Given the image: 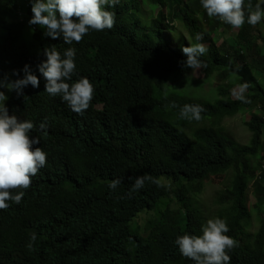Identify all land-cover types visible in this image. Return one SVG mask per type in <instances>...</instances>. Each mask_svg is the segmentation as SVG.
Here are the masks:
<instances>
[{
	"label": "trees",
	"instance_id": "16d2710c",
	"mask_svg": "<svg viewBox=\"0 0 264 264\" xmlns=\"http://www.w3.org/2000/svg\"><path fill=\"white\" fill-rule=\"evenodd\" d=\"M144 3L151 7L159 6L160 10L157 13L158 16L157 15L156 16H152V15L144 16L142 13V9H143L142 0H119V3L115 7L106 6L107 7L106 10L115 13L116 23L112 29L110 30L105 29L104 31H90L87 35L83 37L82 42L80 43L74 42L73 45L72 44L68 45L63 42L62 36L59 39H52L51 37H47L44 35L45 29L41 28L39 25H30L28 23L29 22L28 20H30V18L32 17L31 15H33L31 11V8H32L31 0H9V1L0 0V4H1L0 5V60L2 59L0 61V69L3 72L2 74V72L0 71L1 73L0 77L5 75L6 73L7 75H9L10 78L12 76V78L14 77L13 79H16V76L11 74L14 70V67H16L15 70H18L20 72L19 77L22 78L24 73L23 75H21L22 73L21 71H22V67H24L22 66L24 63V65L27 64L31 67L32 71L39 77L40 83L44 81L42 84H39L40 85L39 90L41 91H39L38 88L33 89V87L29 85V87L31 88H28V86L24 88L23 90L24 95H21L18 98L15 92H12V93L10 92L11 93L10 94L9 91H7V89H0V90H3L7 96L11 95L9 96L8 100L4 102L7 108L10 109L9 114L10 115L23 114L28 108H31L32 105L33 107L41 105L42 106L41 109L43 113L46 115H48L49 113L48 117L44 115V120L49 124L43 123L45 127L42 129L40 127L42 122H40L38 124L37 134L30 135V138H35V137L42 138L44 139L45 143L49 144L47 145L45 143H40L39 147L46 146L45 151L50 156V159L55 154L59 152H64V151L67 153L72 148H75L74 153L76 155L81 156L80 163L77 166H74L71 163L70 161L71 158L68 155H64V156L62 155L60 157L61 159L59 158V161H62L64 163H61L58 160L53 161V164L58 165L59 169L57 170V172L53 170L54 174L48 179V181L46 182L45 181L44 182L34 181L31 183V186L37 195H39V190L45 189L48 192H54V193H58L59 195H61L58 200L52 201L49 203H44V202L42 203L40 201L38 202L36 196H33L31 192H27L25 195V199H24L25 202H23L24 207L23 205L18 206V208L15 207L14 209H12V211H9V214L7 212H4V214L3 212H0V236L7 240H11L8 246L9 250L7 248H5V250L3 249L0 250V256L2 259L1 262L3 264H65L66 262H67L66 264H85V262L87 264H99V262L100 264L101 263L102 264H105V263L107 264H110V263L128 264L129 262H131L129 264H132V263L142 264L143 262L144 264H151L152 262H154L152 264H162V263L169 264V262L170 264H194V261L187 259L180 254L178 250V246L175 244V239L178 236L183 235V234L201 235L202 226L206 224L208 219H215V218H220L226 221L228 228H229V231L226 233V235L232 238L234 237V239L237 241V246L229 252V255L231 257L230 264H264V223L261 224V230L259 232L252 234L251 239L253 238L255 240V243L252 244L244 236L242 238L240 237V234L242 232L238 228V218H237L238 215H241L245 218L246 221H249L250 219L251 214H249L247 208H245L247 207V199H245V197L247 193L249 192V188L251 189L252 187H254L253 191L255 194V198L257 200V203L254 206V210L258 211V209L264 204V127H263L264 126V103H263L264 102V84L261 83L259 80L260 78L264 79L263 78L264 76H261V75H264V70H263L264 69V63H263L264 62L263 61L264 60L263 59L264 58V30L262 28V26L264 27V19H262L255 26L247 23V20H246L243 26L238 29V34L236 36L237 38L236 40L234 39L235 41L233 44L231 40H230L231 43H229L227 40H223L224 34L227 31L232 30V27L222 22L218 17H209L206 13V10L202 8L201 0H144ZM257 3H262L261 8L264 9V5H263L264 3L261 2V0H245L246 18H247V14L249 11V9L247 8V5L251 4L252 5L251 10H255V5ZM161 6L163 7L161 8ZM28 15L30 17H28ZM145 17H147V19ZM178 22L181 23V25L186 24L184 29L190 34V37L192 40L196 39L197 35H200L202 37L201 40L197 41L196 39L197 42L193 40L194 45L197 43L206 45V49L208 51L205 52L206 54H203L202 57L201 56L199 57V59L204 64L206 65L208 64L209 66V67L202 66L204 73H205V78L207 80H210L212 79V77L218 76L219 79L223 82V84L217 87L216 93L219 99H217L215 102L207 103L208 101L203 100V98L204 99H210V98L205 96L202 93L200 96L201 99L192 97L194 90L185 86V84L183 83L187 79V77H190L193 75L196 69L185 68L184 70L183 69L184 67L181 65V63H179L180 61H183L182 59L185 60L184 58L185 54L181 56L183 54L182 48L186 46H190L191 44H187V38L185 35L176 34L178 30V28L176 27V23ZM216 24L217 25L219 24V25L217 26ZM204 28H207L208 30L206 31V29ZM120 33L123 35H121ZM193 35H195V37ZM180 39L184 43H180L181 42ZM218 40L220 42H218ZM42 41H44V43ZM204 41L206 42L208 41L209 43L208 42L206 43ZM122 42L124 43L122 44ZM118 45H119V49H118ZM17 46L19 47L17 48ZM51 46H55L57 51L61 53V56H63L64 51L69 47L76 49L75 63H76V68L77 67L78 68L73 74L71 81H68V82L73 83V81L75 82L77 81V79H80L81 77L85 76L88 79L90 78L89 79L91 80L90 82L93 83V86H95L94 96L91 101V104L93 105L90 104V107L92 106L93 107L92 109H94L95 108L94 105L96 104L105 106L104 107L105 110L103 111L104 113H100L98 115V119L100 120V124L103 130V134L101 137L96 135V131L92 125L91 120H87V121H84L83 119H80V120L73 119L72 120L71 115L69 114V110H67V109H71V107L67 104V102H65L60 96L53 97V96H50L45 91L46 81L44 77L42 76V74H40L39 71L37 70L38 69L37 65L47 58L44 55V49L46 47H51ZM12 49L13 50L15 49L14 53ZM211 49L214 52H212ZM216 51L218 52L216 53ZM10 53H13V54H10ZM251 53H254V54H251ZM178 54H181V55H178ZM248 54L249 56L251 55L250 56L251 58H249ZM258 55L260 56V58ZM170 56L171 57L174 56V58H169ZM158 57L160 58L161 61L159 60ZM5 58L8 59V61ZM213 58H214V61H213ZM162 60L166 62L164 61L162 62ZM168 60L170 61V63ZM18 61L19 62L21 61L20 62L21 66H18L20 64ZM152 61H154V63ZM158 61L163 63L164 66L161 63L159 64ZM222 61L223 63L224 62L225 63L224 64L221 63ZM257 62L261 65L257 66L258 64ZM17 63L19 64L15 65ZM101 63L103 66H101ZM220 64L224 66L222 67ZM172 65H174L175 67H172ZM244 66L246 67L244 68ZM18 67H20L21 69ZM86 67L88 70L86 69ZM155 68H157L158 70ZM181 68H182V71H181ZM97 69L100 71V74ZM164 69H166L167 71H165ZM168 69H169V73H167ZM153 70H154V73H156L155 75L153 72H150ZM159 70L161 73H157V71L159 72ZM163 70L165 71L164 74H163L164 72ZM105 71L108 74H106ZM207 71H209V73ZM79 72L81 73L79 74ZM171 72L172 73L174 72L173 75ZM242 72H243V76H242ZM256 73H257V76L255 77ZM89 75L91 76L88 77ZM165 75L166 76L169 75V77L166 78ZM174 75H175V78H174ZM163 77L165 78L166 81H164ZM172 77L177 82L175 80H171L173 79ZM159 80L161 81V84L160 82H158ZM132 82H133V85H132ZM226 82L228 83L225 84ZM234 82L236 84H234ZM166 83L168 85L169 83H171L174 86V88L172 89L173 91L168 89V85ZM244 83L248 85V88L246 92L244 93V95L250 101L247 103L241 102L239 99L233 96L234 90ZM127 88H129L128 91L126 90ZM116 90L118 92H116ZM32 91L33 93L31 94L30 92ZM122 94L124 96H122ZM108 96L111 98H109ZM184 96L187 99V100L185 99L186 101L184 100ZM32 97L35 99H33ZM179 97L182 99H180ZM113 99L114 101H112ZM227 99L230 100V101L228 100L229 102H233L232 106H230L231 103L229 104L226 101ZM23 101L25 102L27 101V103H29L28 107L27 105L22 106L20 102H23ZM12 102L15 103L14 106H12L13 105ZM18 102L19 104H21L20 105L21 107H19ZM32 102L35 103V105ZM242 103L244 105H242ZM173 104H175L176 107H171V105ZM48 105H49V108H48ZM184 105L202 106L204 111L201 113L202 118L200 120L203 123L200 120L197 122L196 120H185L184 121V119H180L179 112H180V109ZM240 105L242 106V108ZM11 106L13 109H11ZM54 106H56V109ZM148 106H150V108ZM50 107L53 110H51ZM61 108L62 109L64 108V109L62 110ZM57 110L60 111V113H58ZM152 110L154 111L151 113ZM11 111H13L14 113L12 112L11 114ZM227 111L229 113L228 115H227ZM108 113H111V114L109 115ZM243 114H246L247 119L243 122L241 131H243L246 135L248 134V136L250 137L249 138L250 147H249V144H247L246 146L243 145L245 147H242L241 145H239L235 140L230 138L229 133L223 127V122L226 119H231V118L233 119L235 116L243 115ZM101 115L102 117H100ZM140 116H142V118ZM108 118H109V121H108ZM111 118L113 119L111 120ZM114 118L118 120L114 122L115 120ZM140 118L143 119L142 122H140L141 121ZM77 121H80L81 124L76 125ZM188 121H191V122H188ZM136 122L137 124H135ZM164 122H166V124ZM172 122L174 124H172ZM192 123L194 124L192 125ZM211 123H212V126H211ZM50 124L63 125L64 127L60 128L58 126H53ZM189 124L195 127H192L190 125L192 127L191 128ZM121 125L122 126L124 125V126L122 127ZM259 126L261 128H259ZM116 127L118 128V130H113ZM181 127L184 129H181ZM97 128H99V126H97ZM190 128L192 129L191 131L192 133L189 131L191 130ZM155 129H157L158 131L157 130L155 131ZM104 131L106 132L104 133ZM113 131H115L114 133H116L117 131L119 132H117L118 134L117 133L114 134ZM121 133L123 136L120 135ZM106 134H108V137ZM191 135H192V138H191ZM64 136H68V137L66 139H60V140L68 141V144L65 147L62 144L59 145L56 140V138L64 137ZM168 136H169V139H168ZM128 137L129 138L131 137V140ZM110 138L112 141L110 140ZM112 138L114 139V141ZM132 138L133 139L135 138V139L133 140ZM166 138L168 141L166 140ZM120 139L121 140L123 139V142ZM227 139H230V140L226 142ZM221 140L222 142L224 140V142L226 143L224 142L221 143ZM112 142L114 144H112ZM55 143L58 146H56ZM127 143L130 144L131 148L129 147ZM131 143L133 144V147ZM184 143H186V145ZM123 144L125 145L124 146L125 149L124 147H122ZM165 144L166 146H168V149L166 150L169 153L166 150L165 151L163 150L167 148ZM252 144L254 146H252ZM54 145L55 147H53ZM49 146H52V147H49ZM186 146L188 148H186ZM134 148H137V149H134ZM113 149H116L117 151ZM187 149H189V151ZM200 149L202 151H200ZM223 149H225V151ZM238 149L243 150V151H239ZM210 150H212L214 154L212 153V151H211L212 154H209ZM216 150H218L217 153H215ZM236 150H238V152ZM199 151L201 152V154L203 153L202 157H204L203 159L206 160V163H205V160L202 159L201 154H199ZM203 151H206L208 153H205ZM173 152L174 154L172 157L171 153ZM206 154L208 157L206 156ZM254 154H255L254 157L256 158L253 159ZM198 156L200 157L198 158ZM171 158L173 160H170ZM50 162L51 161L48 162L46 160V164ZM239 162L242 164H240ZM173 163H177V164H173ZM246 163L248 166L246 165ZM62 164H64V167H62ZM231 165H233L234 167ZM243 165L247 167H244ZM113 171L115 172V174H113L114 173ZM259 173H261V181H257L260 178L257 176ZM145 175L151 176L153 179L159 180L160 186L150 181H146L145 186L143 188L129 195L132 185L134 184L135 178L142 177ZM228 175L233 176L232 183L218 195L219 198L216 200V205L218 207L217 212L215 214H211V217H207L206 212H204L205 210L201 207L199 200H198L199 197L202 196V194L205 191L204 185L211 183L212 181H215V180L225 179L226 177H228ZM117 178L120 179L121 181L120 184L117 186L115 190L110 189L109 184L114 179H117ZM251 183H253V185L250 187ZM195 192L196 194L194 195ZM31 199L33 200L32 203H31L32 201ZM139 200L140 202L136 203ZM34 202H38V204L35 203L36 207L34 206ZM50 203L54 206H52ZM28 204H30L29 205L30 207L28 206ZM118 205L120 206V209L118 208ZM42 207H44V209ZM51 207L52 209H50ZM27 208L28 210L29 209L30 210L28 211ZM32 209L34 210V212ZM37 209H38V212H37ZM43 210L46 212H44ZM52 212L54 213V215ZM103 212L106 215L103 214ZM239 212L243 214H238ZM37 213H40V214L37 215ZM95 213H97L96 216L94 215ZM101 213L103 215L102 217H101ZM121 213L123 215H121ZM261 213H262L261 215H263V218H264V211ZM74 214L78 216H76L75 218ZM141 214L144 215V218H142L144 220V223L142 225L139 222V220L141 219V216H140ZM97 215H99V217H97ZM49 216H51L53 219H56V221L61 223L60 224L61 226H53V227L49 226L48 222H46L45 220ZM106 216L108 220L106 219ZM93 217L95 220L93 219ZM100 218L101 219L104 218V219L101 220ZM61 219L62 221H60ZM81 219L83 221H81ZM77 220H78V223H77ZM108 222L110 225L108 224ZM122 222H124L125 224ZM119 223L121 225L123 224V226H121ZM133 223L135 224L134 229L132 228ZM88 224L89 226H87ZM111 224L114 226L113 228ZM117 225H119V228ZM77 226H80V227H77ZM94 229L95 231L93 232L92 230ZM128 229L131 232H129ZM57 230L58 231L61 230L62 232L61 231L58 232ZM76 230L78 232H76ZM110 230L112 231V233ZM132 230L140 233L144 237H140V236L136 237V235L132 236V234H130L133 232ZM115 231L116 232L118 231V232L116 233ZM95 232H97L98 234ZM32 233H36L37 239L42 240V244L35 242L34 250L30 251L26 245L30 242V235ZM75 234H80V235H78V237L72 238V236L74 237ZM113 234H115L114 235L115 237L113 236ZM164 234L167 236L165 237ZM87 235H90V236H87ZM103 235L105 236V238L103 237ZM109 235L110 237H113V239L110 238ZM158 235L162 237L161 241ZM86 236L88 238H85ZM92 236L93 238H91ZM61 237L62 238L64 237V238L62 239ZM165 238L167 239L164 240ZM85 239H86V242L88 240L87 243L85 242ZM99 239H101L103 243ZM171 239L173 240L171 241ZM116 240L118 243H116ZM63 241L64 242L66 241L67 243L66 242L64 243ZM125 241H126L127 247L125 246ZM155 241H158V242L156 243ZM104 242H106L107 244H111V245H107L106 243L104 244ZM112 242L113 244L115 242L116 244L114 245L116 247L117 246L119 247L116 248L114 245L112 246ZM68 243L70 245L72 244L71 248ZM94 243H97V244H94ZM64 244L65 245L67 244V245L65 246ZM120 244H122V246L124 247H121ZM106 245L109 247V251L108 249H106L108 247H104ZM59 246L60 248H58ZM95 246L97 247V249ZM166 246H169L168 249H166L167 248ZM77 248L80 251H78ZM124 249L125 251H123ZM155 250L157 252H155ZM69 251L71 252L73 251V253ZM87 251L89 252L87 253ZM98 251L101 253H98ZM113 252L115 254L117 253L118 254L115 255L113 254ZM121 252L123 254H121ZM132 252L133 253L136 252L138 255L134 253L135 256H133ZM142 253H144L143 254L144 256L141 255ZM58 256H59V259H58ZM138 257L140 259H138ZM135 258L137 259L138 263L136 260H134ZM171 258H172V261H171ZM130 259H132L133 262Z\"/></svg>",
	"mask_w": 264,
	"mask_h": 264
},
{
	"label": "clouds",
	"instance_id": "9594fccd",
	"mask_svg": "<svg viewBox=\"0 0 264 264\" xmlns=\"http://www.w3.org/2000/svg\"><path fill=\"white\" fill-rule=\"evenodd\" d=\"M31 3L33 15L28 23L45 29L44 35L52 39H59L62 36L63 42L71 45L74 42H82L83 37L90 31L112 29L116 23L115 13L106 10V6L115 7L119 0H31ZM201 4L209 17H218L234 29L241 28L246 20L247 23L255 26L264 19L261 3L255 5V10H251V4L247 5L249 9L247 18L245 0H201ZM196 39L200 40L202 37L197 35ZM182 51L186 56V60L180 62L184 68L206 67V64L199 59L207 51L206 45L197 43L183 47ZM44 55L47 57L46 60L40 62L37 68L46 81L45 91L50 96H60L73 111L82 114L90 107L95 89L86 77H81L73 83L68 82L76 71V49L69 47L61 56L55 46H51L44 49ZM22 71L24 73L22 78L11 79L7 74L0 77V89L15 92L19 97L24 95L23 90L29 85L38 88L39 77L30 66L25 64ZM12 75L19 77V71L14 69ZM247 88L246 83L241 84L239 91L234 93L241 102H250L244 95ZM8 98L5 92L0 90V212H9L22 205L27 192H31L38 201L44 203L56 201L61 196L45 189L39 190L37 195L33 190L32 182H46L54 174L49 163L46 164V160L49 162L51 159L40 147L33 148V145L40 143V138H30L29 135L35 127L34 123L30 120H20L16 115L9 114L4 103ZM171 107L176 105L173 104ZM203 111L200 105H184L180 109L179 118L199 121ZM40 127L43 129L45 125L42 123ZM74 152L75 148H72L71 155L68 156L71 158V163L77 166L72 158L80 160L81 156ZM62 155L67 153L59 152L54 157L59 161ZM146 181L160 186V181L151 176L137 177L129 195L143 188ZM257 181H261V178ZM120 182V179H114L109 184V188L115 190ZM248 193L245 197L247 199L245 208L251 216L249 221H246L243 216L238 215V228L242 232L240 237L244 236L254 244L255 240L251 239L252 234L261 230L264 218L262 213L252 214L257 200L250 207ZM140 216L144 217L143 214ZM228 231V225L223 219H208L202 226L201 235H180L175 239V244L180 254L194 261V264H230L229 252L237 246V241L234 237L226 235ZM36 240V233H32L30 242L26 245L30 251L34 250Z\"/></svg>",
	"mask_w": 264,
	"mask_h": 264
},
{
	"label": "bare ground",
	"instance_id": "6f19581e",
	"mask_svg": "<svg viewBox=\"0 0 264 264\" xmlns=\"http://www.w3.org/2000/svg\"><path fill=\"white\" fill-rule=\"evenodd\" d=\"M8 1H9V0H8ZM6 2H7V1H6ZM6 2H4V3H6ZM9 3H10V2H9ZM188 3H189V1H188ZM263 3H264V2H263ZM19 4H20V3H19ZM29 4H30V2H29ZM261 4H262V3H261ZM0 5H1V4H0ZM2 5H4V4H2ZM157 5H158V4H157ZM263 5H264V4H263ZM28 6H29V5H28ZM29 7H30V6H29ZM162 7H163V6H161V8H162ZM106 8H107V7H106ZM202 8H203V7H202ZM159 9H160V8H159ZM143 11H144V10H143ZM200 11H201V10H200ZM200 13H202V12H200ZM187 14H188V13H187ZM24 15H25V14H24ZM128 15H129V14H128ZM132 15H133V14H132ZM132 15H131V16H132ZM182 15H183V14H182ZM197 15H198V14H197ZM26 16H27V15H26ZM31 16H32V15H31ZM157 16H158V15H157ZM28 17H30V16L28 15ZM124 17H125V16H124ZM24 18H25V17H24ZM19 19H20V18H19ZM21 19H22V18H21ZM26 19H27V18H26ZM122 19H123V18H122ZM124 19H125V18H124ZM202 19H203V18H202ZM174 20H175V19H174ZM216 20H217V19H216ZM10 21H11V20H10ZM12 21H13V20H12ZM18 21H19V20H18ZM23 21H24V20H23ZM28 21H29V20H28ZM119 21H121V20H119ZM176 21H177V20H176ZM8 22H9V21H8ZM180 22H181V21H180ZM262 22H263V21H262ZM9 23H10V22H9ZM117 23H118V22H117ZM122 23H123V22H122ZM220 23H221V22H220ZM125 24H126V23H125ZM170 24H171V23H170ZM191 24H192V23H191ZM117 25H118V24H117ZM126 25H127V24H126ZM153 25H154V23H153ZM178 25H179V24H178ZM185 25H186V24H185ZM185 25L182 24V26H184V27H185ZM216 25H217V24H216ZM218 25H219V24H218ZM218 25H217V26H218ZM180 26H181V25H180ZM117 27H118V26H117ZM117 27H116V28H117ZM116 28H115V29H116ZM120 28H122V27H120ZM11 29H12V28H11ZM115 29H114V30H115ZM181 29H182V28H181ZM204 29H206V31L208 30L207 28H204ZM232 29H233V28H232ZM128 30H129V29H128ZM154 30H155V29H154ZM154 30H153V31H154ZM184 30H185V29H184ZM187 30H188V29H187ZM194 31H195V29H194ZM201 31H202V30H201ZM204 31H205V30H204ZM206 31H205V32H206ZM231 31H232V30H231ZM260 31H261V29H260ZM110 32H111V31H110ZM116 32H117V30H116ZM127 32H128V31H127ZM114 33H115V31H114ZM150 33H151V32H150ZM261 33H262V32H261ZM120 34H121V33H120ZM134 34H135V33H134ZM134 34H133V35H134ZM107 35H108V34H107ZM114 35H115V34H114ZM121 35H123V34H121ZM126 35H127V34H126ZM128 35H129V34H128ZM209 35H210V34H209ZM118 36H120V35H118ZM118 36H116V37H118ZM129 36H130V35H129ZM193 36L195 37V35H193ZM193 36H192V37H193ZM202 36H203V35H202ZM123 37H124V36H123ZM127 37H128V36H127ZM144 37H145V36H144ZM182 37H183V36H182ZM189 37H190V36H189ZM209 37H210V36H209ZM132 38H133V37H132ZM134 38H135V37H134ZM219 38H220V37H219ZM119 39H120V38H119ZM123 39H124V38H123ZM129 39H130V37H129ZM190 39H191V37H190ZM233 39H234V38H233ZM41 40H42V39H41ZM125 40H126V39H125ZM131 40H132V39H131ZM193 40L196 41V39H193ZM193 40H192V41H193ZM200 40H201V39H200ZM219 40H220V39H219ZM219 40H218V42H220ZM231 40H232V39H231ZM21 41H22V39H21ZM46 41H47V40H46ZM116 41H117V40H116ZM138 41H139V40H138ZM168 41H169V40H168ZM180 41H181V39H180ZM197 41H198V40H197ZM197 41H196V42H197ZM209 41H210V40H209ZM233 41H235V40H233ZM233 41H232V42H233ZM42 42L44 43V41H42ZM47 42H48V41H47ZM147 42H149V41H147ZM189 42H190V41H188V43H189ZM196 42H194V43H196ZM204 42H206V41H204ZM207 42H208V41H207ZM207 42H206V43H207ZM18 43H19V42H18ZM43 43H42V44H43ZM115 43H116V42H115ZM123 43H124V42H122V44H123ZM180 43H184V42L181 41ZM191 43H192V42H191ZM208 43H209V42H208ZM237 43H238V42H237ZM13 44H14V43H13ZM20 44H21V43H20ZM138 44H139V43H138ZM140 44H141V42H140ZM140 44H139V45H140ZM142 44H143V43H142ZM144 44H145V43H144ZM168 44H169V43H168ZM172 44H173V43H172ZM178 44H179V42H178ZM189 44H190V43H189ZM213 44H214V43H213ZM233 44H234V42H233ZM7 45H8V44H7ZM72 45H73V44H72ZM134 45H135V44H134ZM150 45H151V44H150ZM150 45H149V46H150ZM159 45H161V44H159ZM214 45H215V44H214ZM255 45H256V44H255ZM136 46H137V45H136ZM183 46H184V45H183ZM190 46H191V45H190ZM18 47H19V46H17V48H18ZM127 47H128V46H127ZM133 47H134V46H133ZM139 47H140V46H139ZM160 47H161V46H160ZM212 47H213V46H212ZM7 48H8V46H7ZM151 48H152V47H151ZM155 48H156V47H155ZM223 48H224V47H223ZM261 48H262V46H261ZM118 49H119V45H118ZM148 49H149V48H148ZM12 50H13V49H12ZM125 50H126V49H125ZM141 50H142V48H141ZM149 50H150V49H149ZM156 50H157V49H156ZM167 50H168V49H167ZM215 50H216V49H215ZM10 51H11V50H10ZM14 51H15V49L13 50V53H14ZM21 51H22V50H21ZM98 51H99V50H98ZM153 51H154V50H153ZM158 51H159V50H158ZM207 51H208V50H207ZM207 51H206V52H207ZM211 51H212V49H211ZM250 51H251V49H250ZM11 52H12V51H11ZM168 52H169V51H168ZM174 52H175V51H174ZM182 52H183V51H182ZM212 52H214V51H212ZM217 52H218V51H216V53H217ZM2 53H3V52H2ZM7 53H9V52H7ZM13 53H10V54H13ZM140 53H142V52H140ZM145 53H146V52H145ZM171 53H172V52H171ZM179 53H181V52H179ZM102 54H103V53H102ZM110 54H112V53H110ZM205 54H206V53H205ZM208 54H209V53H208ZM208 54H207V55H208ZM210 54H211V53H210ZM219 54H220V52H219ZM251 54H254V53H251ZM2 55H3V54H2ZM4 55H5V54H4ZM132 55H133V54H132ZM166 55H167V54H166ZM178 55H181V54H178ZM183 55H184V53H183L181 56H183ZM256 55H257V54H256ZM6 56H7V55H6ZM176 56H177V55H176ZM248 56H249V54H248ZM250 56H251V55H250ZM250 56H249V58H251ZM254 56H255V55H254ZM258 56H259V55H258ZM134 57H135V56H134ZM155 57H156V56H155ZM159 57H160V56H159ZM159 57H158V58H159ZM166 57H167V56H166ZM166 57H165V58H166ZM177 57H178V56H177ZM201 57H202V56H201ZM204 57H206V56H204ZM2 58H4V57H2ZM16 58H17V56H16ZM16 58H15V59H16ZM160 58H161V57H160ZM160 58H159V60H160ZM169 58H174V56H172V57L170 56ZM169 58H168V59H169ZM181 58H182V57H181ZM184 58H185V60H186V57H185V56H184ZM214 58H215V57H214ZM214 58H213V61H214ZM256 58H257V57H256ZM259 58H260V56H259ZM259 58H258V59H259ZM5 59H6V58H5ZM36 59H37V58H36ZM103 59H104V58H103ZM161 59H162V58H161ZM210 59H211V58H210ZM215 59H216V58H215ZM263 59H264V58H263ZM1 60H2V59H1ZM1 60H0V61H1ZM6 60L8 61V59H6ZM6 60H5V61H6ZM9 60H10V59H9ZM37 60H38V59H37ZM45 60H46V59H45ZM140 60H141V58H140ZM157 60H158V59H157ZM164 60H165V59H164ZM164 60H162V62H163ZM182 60L184 61V59H182ZM254 60H255V59H254ZM38 61H39V60H38ZM137 61H139V60H137ZM160 61H161V60H160ZM160 61H158L159 64L161 63ZM168 61H169V60H168ZM174 61H175V60H174ZM176 61H177V59H176ZM227 61H228V60H227ZM261 61H262V60H261ZM263 61H264V60H263ZM2 62H3V61H2ZM15 62H16V61H15ZM18 62H19V61H18ZM20 62H21V61H20ZM20 62H19V63H20ZM152 62L154 63V61H152ZM156 62H157V61H156ZM156 62H155V63H156ZM164 62H166V61H164ZM180 62H181V61H180ZM180 62H179V63H180ZM209 62H210V61H209ZM250 62H251V61H250ZM259 62H260V60H259ZM4 63H5V62H4ZM8 63H9V62H8ZM19 63L15 64V65H18ZM158 63H157V64H158ZM169 63H170V61H169ZM174 63H175V62H174ZM176 63H177V62H176ZM206 63H207V62H206ZM211 63H212V62H211ZM221 63H223V61H222ZM224 63H225V62H224ZM224 63H223V64H224ZM226 63H227V62H226ZM255 63H256V62H255ZM257 63H258V62H257ZM263 63H264V62H263ZM119 64H120V63H119ZM159 64H158V65H159ZM161 64L164 66L163 63H161ZM172 64H173V62H172ZM253 64H254V63H253ZM4 65H6V64H4ZM158 65H157V67H158ZM162 65H161V66H162ZM167 65H168V64H167ZM175 65H176V64H175ZM181 65H182V64H181ZM220 65H221V64H220ZM254 65H255V64H254ZM259 65H261V64L258 63L257 66H259ZM262 65H263V64H262ZM8 66H9V65H8ZM18 66H21V63H20ZM22 66H24V63H23ZM34 66H36V65H34ZM98 66H100V65H98ZM101 66H103L102 63H101ZM206 66H208V64H207ZM221 66L223 67L224 65H221ZM170 67H171V66H170ZM170 67H169V68H170ZM172 67H175V66L172 65ZM177 67H179V66H177ZM208 67H209V66H208ZM222 67H221V68H222ZM245 67H246V66H244V68H245ZM252 67H253V65H252ZM7 68H8V67H7ZM7 68H6V69H7ZM15 68H16V67H14V69H15ZM18 68H20V67H18ZM30 68H31V67H30ZM77 68H78V67H77ZM77 68H76V69H77ZM109 68H111V67H109ZM165 68H166V67H165ZM185 68H187V67H185ZM185 68H183V69L185 70ZM219 68H220V67H219ZM232 68H233V67H232ZM258 68H259V67H258ZM3 69H4V68H3ZM9 69H10V68H9ZM20 69H21V68H20ZM22 69H23V67H22ZM79 69H80V68H79ZM86 69H87V67H86ZM127 69H128V68H127ZM153 69H154V68H153ZM155 69H157V68H155ZM170 69H171V68H170ZM172 69H173V68H172ZM178 69H179V68H178ZM189 69H190V68H189ZM208 69H210V68H208ZM254 69H255V67H254ZM262 69H263V68H262ZM34 70H35V69H34ZM37 70H38V69H37ZM87 70H88V69H87ZM87 70H86V71H87ZM91 70H93V69H91ZM97 70H98V69H97ZM100 70H101V69H100ZM102 70H103V69H102ZM157 70H158V69H157ZM164 70L167 71L166 69H164ZM164 70H163V71H164ZM245 70H246V69H245ZM249 70H250V69H249ZM249 70H248V72H249ZM256 70H257V69H256ZM263 70H264V69H263ZM0 71H1V69H0ZM4 71H5V70H4ZM20 71H21V70H20ZM78 71H79V70H78ZM98 71H99V70H98ZM103 71H104V70H103ZM155 71H156V70H155ZM165 71L163 72V74L165 73ZM175 71H176V70H175ZM178 71H179V70H178ZM181 71H182V68H181ZM186 71H187V70H186ZM210 71H212V70H210ZM232 71H233V70H232ZM254 71H255V70H254ZM254 71H253V72H254ZM1 72H2V71H1ZM21 72H22L21 75H23V71H21ZM84 72H85V71H84ZM87 72H88V71H87ZM95 72H96V71H95ZM105 72H106V71H105ZM143 72H144V71H143ZM150 72H153V73H154V70H153V71H150ZM179 72H180V71H179ZM189 72H190V71H189ZM207 72L209 73V71H207ZM253 72H251V73H253ZM10 73H11V72H10ZM10 73H9V74H10ZM77 73H78V72H77ZM80 73H81V72H79V74H80ZM82 73H83V72H82ZM96 73H97V72H96ZM137 73H138V72H137ZM148 73H149V71H148ZM153 73H152V74H153ZM157 73H161L160 70H159V72L157 71ZM167 73H169V69H168V72H167ZM171 73H172V72H171ZM173 73H174V72H173ZM173 73H172V75H173ZM184 73H185V72H184ZM186 73H187V72H186ZM208 73H207V74H208ZM0 74H1V73H0ZM2 74H3V72H2ZM5 74H6V73H5ZM11 74H12V73H11ZM93 74H94V73H93ZM99 74H100V71H99ZM102 74H103V73H102ZM106 74H108V73L106 72ZM139 74H140V73H139ZM141 74H142V73H141ZM143 74H145V73H143ZM155 74H156V73H154V75H155ZM163 74H162V75H163ZM177 74H178V72H177ZM181 74H182V73H181ZM181 74H180V75H181ZM19 75H20V72H19ZM81 75H82V74H81ZM86 75H87V74H86ZM95 75H96V74H95ZM162 75H161V77H162ZM183 75H184V74H183ZM231 75H233V74H231ZM234 75H235V74H234ZM244 75H245V74H244ZM8 76H9V75H8ZM76 76H77V75H76ZM90 76H91V75H89L88 77H90ZM141 76H142V75H141ZM143 76H144V75H143ZM163 76H164V75H163ZM165 76H166V75H165ZM199 76H200V75H199ZM227 76H228V75H227ZM229 76H230V75H229ZM239 76H240V75H239ZM242 76H243V72H242ZM251 76H252V75H251ZM256 76H257V73L255 74V77H256ZM261 76H264V75H261ZM41 77H42V76H41ZM84 77H85V76H84ZM93 77H94V76H93ZM100 77H101V76H100ZM146 77H147V76H146ZM161 77H160V78H161ZM167 77H169V75L166 76V78H167ZM179 77H180V76H179ZM182 77H183V76H182ZM182 77H181V79H182ZM194 77H195V76H194ZM255 77H254V78H255ZM11 78H12V76H11ZM13 78H14V77H13ZM13 78H12V79H13ZM16 78H17V76H16ZM19 78H20V77H19ZM42 78H43V77H42ZM163 78H164V77H163ZM172 78H173V77H172ZM174 78H175V75H174ZM174 78L171 79V80H175ZM212 78H213V77H212ZM214 78H215V77H214ZM225 78H226V76H225ZM236 78H237V77H236ZM241 78H242V77H241ZM241 78H239V79H241ZM247 78H248V77H247ZM249 78H250V77H249ZM263 78H264V77H263ZM89 79H90V78H89ZM161 79H162V78H161ZM189 79H191V78H189ZM223 79H224V78H223ZM77 80H79V79H77ZM93 80H94V79H93ZM93 80H92V81H93ZM144 80H145V79H144ZM156 80H158V79H156ZM156 80H155V81H156ZM167 80H168V79H167ZM90 81H91V80H90ZM94 81H95V80H94ZM141 81H142V80H141ZM148 81H149V80H148ZM164 81H166L165 78H164ZM175 81H176V80H175ZM43 82H44V81H43ZM43 82H41V83H39V84H42ZM73 82H74V81H73ZM158 82H160V84H161V81H160V80H159ZM172 82H174V81H172ZM176 82H177V81H176ZM176 82H175V83H176ZM178 82H180V81H178ZM235 82H236V80H235ZM235 82H234V84H236ZM136 83H137V82H136ZM154 83H155V82H154ZM197 83H198V81H197ZM92 84H93V83H92ZM147 84H148V82H147ZM150 84H151V83H150ZM166 84H167V83H166ZM198 84H199V83H198ZM132 85H133V82H132ZM156 85H157V84H156ZM156 85H155V86H156ZM162 85H163V83H162ZM167 85H168V84H167ZM211 85H213V84H211ZM30 86H31V85H30ZM39 86H40V85H39ZM130 86H131V85H130ZM151 86H152V85H151ZM202 86H204V85H202ZM202 86H201V89H204V88H202ZM227 86H228V85H227ZM227 86H226V87H227ZM232 86H233V85H232ZM42 87H43V86H42ZM94 87H95V86H94ZM113 87H114V86H113ZM134 87H135V85H134ZM169 87H171V86H169ZM28 88H31V87L28 86ZM131 88H132V87H131ZM140 88H141V87H140ZM171 88H172V87H171ZM33 89H34V88H33ZM39 89H40V87H38V90H39ZM41 89H42V88H41ZM128 89H129V88H127L126 90L128 91ZM144 89H145V88H144ZM36 90H37V89H36ZM138 90H139V89H138ZM155 90H157V89H155ZM216 90H217V89H216ZM254 90H255V89H254ZM7 91H8V90H7ZM28 91H29V90H28ZM33 91H34V90H33ZM33 91L30 92V93L32 94ZM39 91H41V90H39ZM140 91H141V90H140ZM168 91H169V90H168ZM172 91H173V90H172ZM35 92H37V91H35ZM116 92H118V91L116 90ZM120 92H121V91H120ZM143 92H144V91H143ZM237 92H238V91H237ZM6 93H7V92H6ZM9 93H10V92H9ZM11 93H12V92H11ZM11 93H10V94H11ZM30 93H28V94H30ZM107 93H108V92H107ZM178 93H179V92H178ZM180 93H182V92H180ZM234 93H235V92H234ZM13 94H14V93H13ZM28 94H27V96H28ZM125 94H126V93H125ZM127 94H128V93H127ZM130 94H131V92H130ZM133 94H134V93H133ZM144 94H146V93H144ZM167 94H168V93H167ZM108 95H109V94H108ZM137 95H138V94H137ZM212 95H213V94H212ZM9 96H11V95H8V97H9ZM16 96H17V95H16ZM122 96H124V95L122 94ZM127 96H128V95H127ZM144 96H145V95H144ZM185 96H186V95H185ZM185 96H184V100L186 99ZM190 96H191V95H190ZM210 96H211V95H210ZM261 96H262V95H261ZM261 96H260V97H261ZM30 97H31V95H30ZM30 97H29V98H30ZM34 97H35V96H34ZM108 97H109V96H108ZM125 97H126V96H125ZM125 97H124V98H125ZM182 97H183V96H182ZM187 97H188V96H187ZM13 98H14V97H13ZM13 98H12V100H13ZM17 98H18V96H17ZM32 98H33V97H32ZM38 98H39V97H38ZM38 98H37V99H38ZM109 98H111V97H109ZM179 98H180V97H179ZM189 98H190V97H189ZM197 98H198V97H197ZM199 98H200V97H199ZM202 98H203V97H202ZM229 98H230V97H229ZM249 98H250V97H249ZM26 99H27V98H26ZM33 99H35V98H33ZM43 99H44V98H43ZM133 99H134V98H133ZM137 99H138V98H137ZM137 99H136V100H137ZM180 99H182V98H180ZM203 99H204V98H203ZM261 99H262V98H261ZM261 99H260V100H261ZM18 100H20V99H18ZM21 100H22V99H21ZM40 100H41V99H40ZM45 100H46V99H45ZM96 100H97V99H96ZM108 100H109V99H108ZM140 100H141V99H140ZM140 100H139V101H140ZM186 100H187V99H186ZM186 100H185V101H186ZM228 100H229V99H227L226 101H227L229 104L231 103L230 106H232L233 102H229L230 100H229V101H228ZM234 100H235V99H234ZM262 100H263V99H262ZM262 100H261V101H262ZM27 101H28V100H27ZM27 101H26V102L23 101V102H20V103L22 104V106H23V105H27V107H28L29 103H27ZM30 101H31V100H30ZM34 101H35V100H34ZM41 101H42V100H41ZM41 101H39V102H41ZM49 101H50V100H49ZM49 101H48V102H49ZM98 101H99V99H98ZM100 101H101V100H100ZM112 101H114V99H113ZM122 101H123V100H122ZM134 101H135V100H134ZM142 101H143V100H142ZM190 101H191V100H190ZM207 101H208V100H207ZM13 102H14V101H13ZM13 102H12V103H13ZM209 102H210V101H208L207 103H209ZM9 103H10V102H9ZM12 103H11V105H12ZM15 103H16V101H15ZM15 103H13L12 106H14ZM32 103H33V102H32ZM37 103H38V102H37ZM46 103H47V101H46ZM97 103H99V102H97ZM123 103H124V102H123ZM263 103H264V102H263ZM263 103H262V104H263ZM18 104H19V102H18ZM21 104H19V107H21V106H20ZM33 104L35 105V103H33ZM39 104H40V103H39ZM42 104H44V103H42ZM51 104H53V103H51ZM103 104H104V103H103ZM138 104H140V103H138ZM229 104H228V105H229ZM237 104H238V103H237ZM262 104H261V105H262ZM30 105H31V104H30ZM55 105H56V104H55ZM91 105H93V104H91ZM114 105H115V104H114ZM242 105H244V104L242 103ZM245 105H246V104H245ZM261 105H260V107H261ZM8 106H10V105H8ZM12 106H11V109H13ZM16 106H17V105H16ZM16 106H15V108H16ZM56 106H57V105H56ZM56 106H54L55 109H56ZM58 106H59V105H58ZM94 106H95L94 109H92L93 107L91 106V107H89L86 111H84L82 114H79V113L73 111L72 109H67V110H69V114L71 115V119H72V120H73V119H77V120L83 119L84 121L91 120V121H92V125H93V127H94V129H95V131H96V135L99 136V137H101L102 134H103V130H102V127H101V124H100V120L98 119V115H99L100 113H104L103 111L105 110V109H104L105 106H103V105H98V104H96V105H94ZM226 106H227V105H226ZM234 106H235V105H234ZM240 106H241V105H240ZM52 107H53V105H52ZM59 107H60V106H59ZM59 107H58V108H59ZM116 107H118V106H116ZM140 107H141V106H140ZM148 107L150 108V106H148ZM238 107H239V106H238ZM41 108H42L41 105H38V106H36V107H33V105H32V107H31V108H28L23 114H15V115L18 117V119H20V120H30V121H32V122L34 123L35 127H34V129L29 133V135H36V134H37L38 124H39L40 122H42V123H46V124H49V123H47V122L44 120V115H46V114L43 113V111H42ZM48 108H49V105H48ZM50 108H51V107H50ZM64 108H65V107H64ZM64 108H63V109H64ZM144 108H146V107H144ZM162 108H164V107H162ZM229 108H230V107H229ZM241 108H242V106H241ZM262 108H263V107H262ZM23 109H24V108H23ZM61 109H62V108H61ZM63 109H62V110H63ZM231 109H232V107H231ZM8 110H10V109H8ZM51 110H53V109L51 108ZM111 110H112V109H111ZM134 110H135V109H134ZM137 110H138V109H137ZM150 110H151V109H150ZM226 110H227V109H226ZM239 110H240V109H239ZM255 110H257V109H255ZM13 111H14V110H13ZM13 111H11V114H12ZM45 111H46V109H45ZM45 111H44V112H45ZM49 111H50V109H49ZM57 111H58V110H57ZM114 111H115V110H114ZM117 111H118V110H117ZM153 111H154V110H152L151 113H152ZM17 112H18V111H17ZM63 112H64V111H63ZM229 112H230V110H229ZM13 113H14V112H13ZM15 113H16V112H15ZM58 113H60V111H58ZM118 113H119V112H118ZM140 113H141V112H140ZM140 113H139V114H140ZM149 113H150V112H149ZM259 113H260V112H259ZM55 114H56V113H55ZM55 114H54V115H55ZM108 114L110 115L111 113H108ZM114 114H115V113H114ZM114 114H113V115H114ZM137 114H138V113H137ZM228 114H229V113H228V111H227V115H228ZM48 115H49V113H48ZM48 115H46V116L48 117ZM140 115H141V114H140ZM121 116H123V115H121ZM136 116H137V115H136ZM177 116H178V115H177ZM52 117H53V116H52ZM100 117H102V115H101ZM108 117H109V116H108ZM113 117H114V116H113ZM132 117H133V116H132ZM132 117H131V118H132ZM140 117L142 118V116H140ZM145 117H146V116H145ZM145 117H144V118H145ZM235 117H236V116H235ZM235 117H234V118H235ZM116 118H117V117H116ZM116 118H114V119H115L114 122H115L116 120H118V119H116ZM127 118H129V117H127ZM131 118H130V119H131ZM134 118H135V117H134ZM138 118H139V116H138ZM141 118H140V119H141ZM168 118H169V117H168ZM236 118H237V117H236ZM103 119H104V118H103ZM112 119H113V118H111V120H112ZM140 119H139V120H140ZM165 119H166V118H165ZM171 119H172V118H171ZM215 119H216V118H215ZM215 119H214V120H215ZM231 119H232V118H231ZM122 120H123V119H122ZM131 120H132V119H131ZM142 120H143V119H141L140 122H142ZM207 120H208V119H207ZM214 120H213V121H214ZM226 120H229V119H226ZM105 121H106V119H105ZM108 121H109V118H108ZM125 121H126V120H125ZM127 121H128V120H127ZM129 121H130V120H129ZM135 121H136V119H135ZM184 121H185V120H184ZM200 121H201V120H200ZM203 121H204V120H203ZM213 121H212V123H213ZM111 122H112V121H111ZM117 122H119V121H117ZM132 122H133V121H132ZM132 122H131V123H132ZM138 122H139V121H138ZM181 122H182V120H181ZM181 122H180V123H181ZM188 122H191V121H188ZM195 122H196V121H195ZM197 122H198V121H197ZM197 122H196V123H197ZM201 122H202V121H201ZM201 122H200V123H201ZM210 122H211V121H210ZM106 123H107V122H106ZM106 123H105V124H106ZM112 123H113V122H112ZM121 123H122V122H121ZM129 123H130V122H129ZM129 123H127V124H129ZM164 123L166 124V122H164ZM164 123H163V124H164ZM183 123H184V122H183ZM186 123H187V122H186ZM202 123H203V122H202ZM212 123H211V126H212ZM215 123H216V122H215ZM215 123H214V124H215ZM79 124H81L80 121H77L76 125H79ZM107 124H108V123H107ZM114 124H115V123H114ZM117 124H118V123H117ZM122 124H123V123H122ZM135 124H137V122H136ZM160 124H161V123H160ZM172 124H174V123L172 122ZM181 124H182V123H181ZM193 124H194V123H192V125H193ZM223 124H224V123H223ZM260 124H261V122H260ZM260 124H259V125H260ZM50 125L58 126V127H60V128H63V127H64L63 125H54V124H50ZM103 125H104V123H103ZM103 125H102V126H103ZM115 125H116V124H115ZM119 125H120V124H119ZM125 125H126V124H125ZM130 125H131V124H130ZM132 125H133V124H132ZM175 125H177V124H175ZM190 125H191V124H189V126H190ZM192 125H191V126H192ZM200 125H201V124H200ZM218 125H219V124H218ZM97 126H99V128H97ZM109 126H110V125H109ZM121 126H122V125H121ZM123 126H124V125H123ZM123 126H122V127H123ZM191 126H190V127H191ZM249 126H250V125H249ZM251 126H253V125H251ZM254 126H255V125H254ZM112 127H113V125H112ZM114 127H115V126H114ZM130 127H131V126H130ZM157 127H158V126H157ZM175 127H176V126H175ZM192 127H195V126H192ZM192 127H191V128H192ZM202 127H203V126H202ZM218 127H219V126H218ZM263 127H264V126H263ZM263 127H262V128H263ZM104 128H105V127H104ZM116 128H117V127H116ZM116 128L113 129V130H118V128H117V129H116ZM119 128H120V127H119ZM137 128H138V126H137ZM162 128H163V127H162ZM185 128H186V127H185ZM187 128H188V127H187ZM191 128H190V129H191ZM205 128H206V127H205ZM259 128H261V127L259 126ZM105 129H106V128H105ZM111 129H112V128H111ZM126 129H127V127H126ZM153 129H154V128H153ZM157 129H158V128H157ZM157 129H155V131H156ZM177 129H178V128H177ZM179 129H180V128H179ZM181 129H184V128L181 127ZM210 129H211V128H210ZM222 129H223V128H222ZM135 130H136V129H135ZM158 130H159V129H158ZM158 130H157V131H158ZM162 130H163V129H162ZM170 130H172V129H170ZM173 130H174V129H173ZM123 131H124V130H123ZM127 131H128V129H127ZM183 131H184V130H183ZM189 131L191 132L192 129L189 130ZM196 131H197V130H196ZM105 132H106V131H104V133H105ZM108 132H109V130H108ZM114 132H115V131H113V133H114ZM117 132H119V131H117ZM117 132H116V133H117ZM129 132H130V131H129ZM135 132H136V131H135ZM140 132H141V131H140ZM160 132H161V131H160ZM172 132H173V131H172ZM185 132H186V131H185ZM111 133H112V132H111ZM111 133H110V134H111ZM116 133H114V134H116ZM137 133H138V132H137ZM157 133H158V132H157ZM186 133H187V132H186ZM188 133H189V132H188ZM191 133H192V132H191ZM251 133H253V132H251ZM117 134H118V133H117ZM131 134H132V133H131ZM168 134H169V133H168ZM184 134H185V133H184ZM106 135H107V137H108V134H106ZM120 135H122V133H121ZM133 135H134V134H133ZM133 135H132V137H133ZM135 135H137V134H135ZM181 135H182V134H181ZM181 135H180V136H181ZM185 135H186V134H185ZM188 135H189V134H188ZM122 136H123V135H122ZM122 136H121V137H122ZM128 136H129V135H128ZM139 136H140V134H139ZM170 136H171V134H170ZM189 136H190V135H189ZM212 136H213V135H212ZM223 136H225V135H223ZM67 137H68V136L58 137V138H59V139H66ZM109 137H110V135H109ZM117 137H118V135H117ZM134 137H136V136H134ZM128 138H129V137H128ZM191 138H192V135H191ZM209 138H210V137H209ZM225 138H226V137H225ZM51 139H53V138H51ZM112 139H113V138H112ZM129 139L131 140V137H130ZM132 139H133V138H132ZM134 139H135V138H134ZM134 139H133V140H134ZM168 139H169V136H168ZM171 139H172V138H171ZM179 139H180V138H179ZM110 140H111V138H110ZM120 140H121V139H120ZM124 140H126V139H124ZM133 140H132V141H133ZM166 140H167V138H166ZM166 140H165V141H166ZM174 140H175V139H174ZM212 140H213V139H212ZM224 140H226V139H224ZM224 140H223V142H224ZM228 140H230V139H227L226 142H228ZM50 141H51V140H50ZM105 141H106V140H105ZM111 141H112V140H111ZM113 141H114V139H113ZM121 141L123 142V139H122ZM128 141H129V140H128ZM167 141H168V140H167ZM178 141H179V140H178ZM180 141H181V140H180ZM231 141H232V140H231ZM52 142H53V141H52ZM57 142H58V141H57ZM57 142H56V143H57ZM109 142H110V141H109ZM130 142H131V141H130ZM170 142H171V141H170ZM223 142H222V140H221V143H223ZM226 142H224V143H226ZM40 143H45V142H44V139L40 138ZM40 143H39V144H40ZM56 143H55V144H56ZM110 143H111V142H110ZM117 143H118V142H117ZM117 143H116V145H117ZM120 143H121V142H120ZM136 143H138V142H136ZM178 143H179V142H178ZM181 143H182V142H181ZM206 143H207V142H206ZM209 143H210V142H209ZM39 144H38V145H33V148H35V147H39ZM45 144H47V143H45ZM51 144H52V143H51ZM112 144H114V143L112 142ZM125 144H126V143H125ZM127 144H128V143H127ZM131 144H132V143H131ZM144 144H145V143H144ZM144 144H143V145H144ZM162 144H163V143H162ZM166 144H167V142H166ZM166 144H165V146H166ZM172 144H173V143H172ZM175 144H176V142H175ZM179 144H180V143H179ZM184 144L186 145V143H184ZM47 145H49V144H47ZM120 145H121V144H120ZM128 145H129V147H130V144H128ZM134 145H135V144H134ZM138 145H139V144H138ZM163 145H164V144H163ZM185 145H184V146H185ZM204 145H205V144H204ZM56 146H58V145L56 144ZM111 146H112V145H111ZM113 146H114V145H113ZM124 146H125V145L123 144L122 147H124ZM135 146H136V145H135ZM184 146H183V147H184ZM207 146H208V145H207ZM241 146H242V145H241ZM245 146H246V145H245ZM245 146H242V147H245ZM252 146H254V145L252 144ZM45 147H46V146H45ZM45 147L41 146L40 148H41L42 150L45 151V150H46ZM49 147H52V146H49ZM53 147H55V145H54ZM114 147H115V146H114ZM118 147H119V145H118ZM122 147H121V148H122ZM126 147H127V146H126ZM132 147H133V144H132ZM136 147H137V146H136ZM141 147H142V146H141ZM162 147H163V146H162ZM166 147H167V148L163 149L164 151H165L166 149H168V146H166ZM169 147H170V146H169ZM172 147H173V146H172ZM177 147H178V146H177ZM180 147H181V146H180ZM200 147H201V146H200ZM200 147H199V148H200ZM209 147H211V146H209ZM249 147H250V144H249ZM256 147H257V146H256ZM112 148H113V147H112ZM130 148H131V147H130ZM181 148H182V147H181ZM186 148H188V147L186 146ZM247 148H248V147H247ZM124 149H125V147H124ZM124 149H123V150H124ZM134 149H137V148H134ZM134 149H133V150H134ZM206 149H208V148H206ZM240 149H241V148H240ZM240 149H238V150H239V151H243V150H240ZM113 150H116V149H113ZM118 150H119V148H118ZM176 150H177V149H176ZM183 150H184V149H183ZM187 150L189 151V149H187ZM196 150H197V149H196ZM213 150H214V149H213ZM223 150L225 151V149H223ZM238 150H236V151L238 152ZM116 151H117V150H116ZM125 151H126V150H125ZM166 151H167V150H166ZM179 151H180V150H179ZM200 151H202V150L200 149ZM200 151H199V154H201ZM211 151H212V150H210V153H209V154H212V153H213V151H212V153H211ZM217 151H218V150H216V152H215V151H214V152L217 153ZM167 152H168V151H167ZM167 152H166V153H167ZM171 152H172V151H171ZM181 152H183V151H181ZM195 152H196V151H195ZM203 152L208 153V152H206V151H203ZM221 152H222V151H221ZM168 153H169V152H168ZM168 153H167V154H168ZM205 153H204V154H205ZM235 153H236V152H235ZM171 154H172V157H173L174 152L171 153ZM202 154H203V153H202ZM202 154H201V157H202ZM213 154H214V153H213ZM219 154H221V153H219ZM224 154H225V153H224ZM237 154H238V153H237ZM259 154H260V153H259ZM178 155H179V154H178ZM185 155H186V154H185ZM188 155H189V154H188ZM191 155H192V154H191ZM63 156H64V155H63ZM169 156H170V155H169ZM174 156H175V155H174ZM182 156H183V154H182ZM204 156H205V155H204ZM206 156H207V154H206ZM254 156H255V154L253 155V159L256 158V157H254ZM176 157H177V156H176ZM179 157H180V156H179ZM199 157H200V156H198V158H199ZM207 157H208V156H207ZM209 157H210V156H209ZM188 158H189V157H188ZM192 158H193V157H192ZM192 158H191V159H192ZM203 158H204V157H202V159H203ZM60 159H61V158H60ZM189 159H190V158H189ZM202 159H201V161H202ZM251 159H252V158H251ZM54 160H57V159L53 156V157L51 158V162L49 163V165H50V167H51L52 170H54L55 172H57V170L59 169V166L53 164V161H54ZM170 160H173V159L171 158ZM174 160H175V159H174ZM203 160H205V159H203ZM207 160H208V159H207ZM210 160H211V159H210ZM258 160H259V159H258ZM180 161H181V160H180ZM183 161H184V160H183ZM187 161H188V160H187ZM194 161H195V160H194ZM199 161H200V160H199ZM173 162H174V161H173ZM176 162H177V161H176ZM248 162H250V161H248ZM205 163H206V160H205ZM205 163H204V164H205ZM211 163H212V162H211ZM235 163H237V162H235ZM239 163H240V162H239ZM173 164H177V163H173ZM197 164H198V163H197ZM201 164H202V163H201ZM207 164H209V163H207ZM240 164H242V163H240ZM243 164H244V163H243ZM238 165H239V164H238ZM238 165H237V167H238ZM246 165H247V163H246ZM249 165H250V164H249ZM252 165H253V163H252ZM112 166H113V165H112ZM115 166H116V165H115ZM115 166H114V168H115ZM176 166H177V165H176ZM193 166H194V165H193ZM207 166H209V165H207ZM207 166H206V167H207ZM231 166H233V165H231ZM243 166H244V165H243ZM247 166H248V165H247ZM247 166H244V167H247ZM233 167H234V166H233ZM249 167H250V166H249ZM251 167H252V166H251ZM200 168H202V167H200ZM109 169H110V168H109ZM177 169H178V167H177ZM232 169H233V168H232ZM113 170H114V169H113ZM117 170H118V169H117ZM203 170H204V169H203ZM111 171H112V170H111ZM201 171H202V170H201ZM113 172H114V171H113ZM198 172H199V171H198ZM227 172H229V171H227ZM55 174H56V173H55ZM113 174H115V172H114ZM113 174H112V175H113ZM199 176H200V175H199ZM114 177H115V176H114ZM204 187H205V185H204ZM206 187H208V186H206ZM211 187H212V186H211ZM213 187H214V186H213ZM213 187H212V188H213ZM216 187H217V186H216ZM220 187H221V186H220ZM220 187H219V188H220ZM222 187H223V186H222ZM209 188H210V187H209ZM209 188H208V189H209ZM196 191H198V190H196ZM210 191H211V188H210ZM108 192H109V191H108ZM204 193H205V192H204ZM134 194H135V193H134ZM195 194H196V192L194 193V195H195ZM207 194H208V193H207ZM115 195H116V193H115ZM208 195H209V194H208ZM112 196H113V195H112ZM121 196H122V195H121ZM109 197H110V196H109ZM117 197H118V196H117ZM209 197H210V196H209ZM209 197H208V198H209ZM213 197H214V196H213ZM110 198H111V197H110ZM114 198H115V196H114ZM118 198H119V197H118ZM136 198H137V197H136ZM214 198H215V197H214ZM214 198H213V199H214ZM218 198H219V197H218ZM218 198H217V199H218ZM24 199H25V198H24ZM134 199H135V198H134ZM202 199H203V197H202ZM206 199H207V198L205 197V200H206ZM213 199H212V200H213ZM217 199H216V200H217ZM31 200H32V199H31ZM112 200H113V199H112ZM112 200H111V201H112ZM203 200H204V199H203ZM207 200H208V199H207ZM108 201H109V200H108ZM135 201H136V200H135ZM24 202H25V201H24ZM32 202H33V200L31 201V203H32ZM38 202H39V201H38ZM38 202H34V206H35V203L38 204ZM112 202H113V201H112ZM112 202H110V203H112ZM121 202H122V201H121ZM127 202H128V201H127ZM131 202H133V201H131ZM139 202H140V200L137 201L136 203H139ZM209 202H210V201H209ZM212 202H213V201H212ZM29 203H30V202H29ZM31 203H30V204H31ZM42 203H43V202H42ZM42 203H41V205H42ZM123 203H124V201H123ZM128 203H129V202H128ZM30 204H28V206H29ZM50 204H51V203H50ZM50 204H49V205H50ZM53 204H54V203H53ZM55 204H56V203H55ZM125 204H126V203H125ZM125 204H124V206H125ZM22 205H23V207H24V204H22ZM31 205H32V204H31ZM39 205H40V204H39ZM44 205H45V204H44ZM47 205H48V204H47ZM51 205H52V204H51ZM203 205H204V204H203ZM211 205H212V203H211ZM52 206H54V205H52ZM56 206H57V205H56ZM113 206H114V205H113ZM115 206H117V205H115ZM129 206H130V204H129ZM207 206H208V205H207ZM263 206H264V204H263ZM29 207H30V206H29ZM35 207H36V206H35ZM40 207H41V206H40ZM121 207H122V206H121ZM126 207H127V206H126ZM205 207H206V206L203 207L204 210H205ZM261 207H262V206H261ZM17 208H18V207H17ZM31 208H32V206H31ZM42 208L44 209V207H42ZM45 208H46V207H45ZM109 208H111V207H109ZM114 208H115V207H114ZM118 208L120 209V206H119V205H118ZM206 208L208 209V207H206ZM211 208H213V206H211ZM13 209H14V208H13ZM21 209H22V208H21ZM33 209H34V208H33ZM33 209H32V210H33ZM38 209H39V208H38ZM38 209H37V212H38ZM48 209H49V207H48ZM50 209H52V207H51ZM58 209H59V208H58ZM16 210H17V209H16ZM16 210H15V211H16ZM25 210H26V209H25ZM27 210H28V208H27ZM29 210H30V209H29ZM29 210H28V211H29ZM32 210H31V211H32ZM59 210H60V209H59ZM117 210H118V209H117ZM209 210H210V208H209ZM11 211H12V210H11ZM13 211H14V210H13ZM17 211H18V210H17ZM35 211H36V210H35ZM43 211H44V210H43ZM47 211H48V210H47ZM55 211H56V209H55ZM62 211H63V210H62ZM206 211H208V210H206ZM33 212H34V210H33ZM44 212H46V211H44ZM49 212H50V211H49ZM204 212H205V211H204ZM7 213L9 214V212H7ZM14 213H15V212H14ZM17 213H18V212H17ZM35 213H36V212H35ZM42 213H43V212H42ZM52 213H53V212H52ZM207 213H208V212H207ZM3 214H4V212H3ZM38 214H40V213H37V215H38ZM63 214H64V213H63ZM66 214H67V213H66ZM66 214H65V216H66ZM88 214H89V213H88ZM96 214H97V213H95L94 215L96 216ZM103 214H105V213L103 212ZM125 214H126V213H125ZM132 214H133V213H132ZM201 214H203V213H201ZM209 214H210V213H209ZM1 215H2V214H1ZM10 215H11V214H10ZM20 215H21V214H20ZM23 215H24V214H23ZM26 215H27V214H26ZM47 215H48V214H47ZM53 215H54V213H53ZM53 215H52V216H53ZM55 215H57V214H55ZM58 215H59V214H58ZM68 215H69V214H68ZM74 215H75V214H74ZM90 215H91V214H90ZM99 215H100V214H99ZM99 215H97V217H99ZM105 215H106V214H105ZM105 215H104V216H105ZM119 215H120V213H119ZM121 215H123V214L121 213ZM130 215H131V214H130ZM133 215H134V214H133ZM18 216H19V215H18ZM28 216H29V215H28ZM44 216H45V214H44ZM60 216H61V215H60ZM65 216H64V217H65ZM76 216H78V215H75V218H76ZM79 216H80V215H79ZM81 216H82V215H81ZM102 216H103V215H102V213H101V217H102ZM1 217H2V216H1ZM4 217H5V216H4ZM7 217H8V216H7ZM19 217H20V216H19ZM19 217H18V218H19ZM22 217H23V216H22ZM22 217H21V218H22ZM39 217H40V215H39ZM53 217H54V216H53ZM57 217H58V216H57ZM61 217H62V216H61ZM129 217H130V216H129ZM63 219H64V218H63ZM77 219H78V218H77ZM93 219H94V217H93ZM100 219H101V218H100ZM103 219H104V218H102L101 220H103ZM106 219L108 220L107 216H106ZM109 219H110V218H109ZM18 220H19V219H18ZM24 220H25V219H24ZM45 220H46V222H48L49 226H51V227H53V226H61V225H60L61 223H59L58 221H56V219H53L51 216L47 217ZM70 220H71V219H70ZM74 220H75V219H74ZM94 220H95V219H94ZM107 220H106V221H107ZM110 220H111V219H110ZM131 220H132V219H131ZM38 221H39V220H38ZM38 221H37V222H38ZM60 221H62V219H61ZM64 221H66V220H64ZM81 221H82V220H81ZM98 221H100V220H98ZM112 221H113V220H112ZM117 221H118V220H117ZM119 221H120V220H119ZM5 222H6V221H5ZM67 222H68V221H67ZM72 222H74V221H72ZM95 222H96V221H95ZM102 222H103V221H102ZM109 222H110V221H109ZM109 222H108V224H109ZM120 222H121V221H120ZM124 222H125V220H124ZM124 222H122V223H124ZM9 223H10V222H9ZM41 223H42V222H41ZM65 223H66V222H65ZM77 223H78V220H77ZM114 223H115V222H114ZM114 223H112V224H114ZM128 223H129V222H128ZM131 223H132V222H131ZM42 224H43V223H42ZM67 224H68V223H67ZM71 224H72V223H71ZM71 224H70V225H71ZM73 224H74V223H73ZM75 224H76V223H75ZM80 224H81V223H80ZM82 224H83V222H82ZM101 224H102V223H101ZM104 224H105V223H104ZM108 224H107V225H108ZM112 224H111V225H112ZM119 224H120V223H119ZM124 224H125V223H124ZM44 225H45V223H44ZM85 225H86V224H85ZM99 225H100V224H99ZM102 225H103V224H102ZM107 225H106V226H107ZM109 225H110V224H109ZM114 225H116V224H114ZM120 225H121V224H120ZM127 225H128V224H127ZM132 225H133V227H134L135 224L133 223ZM15 226H16V225H15ZM19 226H20V225H19ZM87 226H89V224H88ZM91 226H92V225H91ZM100 226H101V225H100ZM104 226H105V225H104ZM117 226H118V228H119V225H117ZM121 226H123V224H122ZM35 227H36V226H35ZM42 227H43V226H42ZM71 227H72V226H71ZM77 227H80V226H77ZM109 227H110V226H109ZM113 227H114V226L112 225V228H113ZM127 227H128V226H127ZM130 227H131V226H130ZM130 227H129V228H130ZM63 228H64V227H63ZM94 228H95V227H94ZM100 228H101V227H100ZM112 228H111V229H112ZM125 228H126V227H125ZM64 229H65V228H64ZM68 229H70V228H68ZM73 229H74V228H73ZM79 229H80V228H79ZM81 229H82V228H81ZM84 229H85V228H84ZM92 229H93V228H92ZM103 229H104V227H103ZM107 229H108V228H107ZM107 229H106V230H107ZM133 229H134V228H133ZM36 230H37V229H36ZM62 230H63V229H62ZM86 230H87V229H86ZM94 230H95V229H94ZM96 230H98V229H96ZM99 230H101V229H99ZM112 230H113V229H112ZM114 230H115V229H114ZM122 230H123V229H122ZM122 230H121V231H122ZM125 230H126V229H125ZM128 230H129V229H128ZM57 231H58V230H57ZM60 231H61V230H60ZM60 231H58V232H60ZM63 231H64V230H63ZM71 231H72V229H71ZM89 231H90V230H89ZM92 231H93V230H92ZM110 231H111V230H110ZM132 231H133V230H132ZM55 232H56V231H55ZM61 232H62V231H61ZM65 232H66V230H65ZM69 232H70V231H69ZM76 232H78V231L76 230ZM93 232H94V231H93ZM100 232H101V231H100ZM115 232H116V231H115ZM115 232H114V233H115ZM117 232H118V231H117ZM117 232H116V233H117ZM126 232H128V231H126ZM129 232H131V231L129 230ZM79 233H80V231H79ZM81 233H82V231H81ZM84 233H85V232H84ZM90 233H91V232H90ZM95 233H97V232H95ZM101 233H102V232H101ZM107 233H108V232H107ZM111 233H112V231H111ZM111 233H110V234H111ZM86 234H87V233H86ZM88 234H89V233H88ZM97 234H98V233H97ZM108 234H109V233H108ZM118 234H119V233H118ZM124 234H125V233H124ZM130 234H132V233H130ZM133 234H134V233H133ZM66 235H67V234H66ZM78 235H80V234H75L74 237L72 236V238L78 237ZM90 235H91V234H90ZM90 235H87V236H90ZM95 235H96V234H95ZM106 235H107V234H106ZM114 235H115V234H113V236H114ZM122 235H123V234H122ZM164 235H165V234H164ZM164 235H162V236H164ZM56 236H57V235H56ZM69 236H70V235H69ZM69 236H68V237H69ZM84 236H85V235H84ZM87 236H86L85 238H88ZM97 236H98V235H97ZM126 236H127V235H126ZM126 236H125V237H126ZM128 236H129V235H128ZM132 236H133V235H132ZM139 236H140V235H139ZM139 236H138V237H139ZM141 236H142V235H141ZM141 236H140V237H141ZM158 236L160 237V235H158ZM166 236H167V235H165V237H166ZM58 237H59V236H58ZM58 237H57V238H58ZM82 237H83V236H82ZM101 237H102V236H101ZM103 237L105 238L104 235H103ZM109 237H110V235H109ZM114 237H115V236H114ZM120 237H121V236H120ZM136 237H137V236H136ZM143 237H144V236H143ZM61 238H62V237H61ZM63 238H64V237H63ZM63 238H62V239H63ZM80 238H81V237H80ZM91 238H93V236H92ZM98 238H99V237H98ZM104 238H103V239H104ZM110 238L113 239V237H110ZM110 238H109V239H110ZM117 238H118V236H117ZM127 238H128V237H127ZM154 238H155V237H154ZM157 238H158V237H157ZM157 238H156V239H157ZM161 238H162V237H160V241H161ZM167 238H168V237H167ZM167 238H165L164 240H166ZM65 239H66V238H65ZM109 239H108V240H109ZM123 239H124V238H123ZM137 239H138V238H137ZM53 240H54V239H53ZM60 240H61V239H60ZM69 240H70V239H69ZM75 240H76V239H75ZM77 240H78V239H77ZM94 240H95V239H94ZM99 240H101V239H99ZM114 240H115V239H114ZM125 240H126V239H125ZM129 240H130V239H129ZM135 240H136V239H135ZM157 240H158V239H157ZM172 240H173V239H171V241H172ZM10 241H11V240H7V239H5V238H3V237L0 236V250H2V249L5 250V248L8 249V246H9V242H10ZM103 241H104V240H103ZM126 241H127V240H126ZM126 241H125V246H126ZM136 241H137V240H136ZM149 241H150V240H149ZM36 242L42 244V240H38V239H37ZM63 242H64V241H63ZM65 242H66V241H65ZM65 242H64V243H65ZM78 242H79V241H78ZM85 242H86V239H85ZM87 242H88V240H87ZM87 242H86V243H87ZM91 242H92V240H91ZM97 242H98V240H97ZM101 242H102V240H101ZM127 242H128V241H127ZM147 242H148V241H147ZM153 242H154V240H153ZM153 242H152V243H153ZM155 242L157 243L158 241H155ZM66 243H67V242H66ZM69 243H71V242H69ZM69 243H68V244H69ZM75 243H76V241H75ZM82 243H83V241H82ZM89 243H90V242H89ZM102 243H103V242H102ZM105 243H106V242H104V244H105ZM108 243H109V242H108ZM116 243H118L117 240H116ZM116 243L114 242V244H116ZM123 243H124V242H123ZM148 243H149V242H148ZM94 244H97V243H94ZM106 244H107V243H106ZM114 244H113V242H112V246H113ZM128 244H129V243H128ZM132 244H133V243H132ZM137 244H138V243H137ZM154 244H155V243H154ZM154 244H153V245H154ZM169 244H170V243H169ZM56 245H58V244H56ZM60 245H61V244H60ZM64 245H65V244H64ZM64 245H63V246H64ZM66 245H67V244H66ZM66 245H65V246H66ZM69 245H70V244H69ZM71 245H72V244H71ZM71 245H70V248H71ZM75 245H76V244H75ZM101 245H102V244H101ZM107 245H111V244H107ZM107 245L104 246V247H108ZM120 245H121V247H124V246H122V244H120ZM139 245H140V243H139ZM149 245H150V244H149ZM167 245H168V244H167ZM61 246H62V245H61ZM82 246H84V245H82ZM93 246H94V245H93ZM114 246H115V245H114ZM131 246H132V245H131ZM131 246H130V247H131ZM77 247H78V246H77ZM86 247H87V246H86ZM95 247H96V246H95ZM95 247H94V249H95ZM115 247H116V246H115ZM118 247H119V246H117L116 248H118ZM126 247H127V246H126ZM132 247H133V246H132ZM137 247H138V246H137ZM141 247H142V246H141ZM146 247H147V245H146ZM166 247H167L166 249H168L169 246H166ZM171 247H172V246H171ZM58 248H60V246H59ZM70 248H69V249H70ZM82 248H83V247H82ZM92 248H93V247H92ZM99 248H100V247H99ZM142 248H143V247H142ZM150 248H151V247H150ZM54 249H55V248H54ZM64 249H65V248H64ZM73 249H74V247H73ZM80 249H81V248H80ZM90 249H91V248H90ZM96 249H97V247H96ZM106 249H108V251H109V247L106 248ZM106 249H105V251H106ZM136 249H137V248H136ZM139 249H140V248H139ZM162 249H164V248H162ZM162 249H161V250H162ZM8 250H9V249H8ZM60 250H61V249H60ZM77 250H78V248H77ZM98 250H99V249H98ZM110 250H111V249H110ZM113 250H114V249H113ZM117 250H119V249H117ZM120 250H121V249H120ZM134 250H135V249H134ZM137 250H138V249H137ZM150 250H151V249H150ZM178 250H179V249H178ZM64 251H65V250H64ZM78 251H80V250H78ZM81 251H83V250H81ZM123 251H125V249H124ZM123 251H122V252H123ZM138 251H139V250H138ZM158 251H159V250H158ZM165 251H166V250H165ZM6 252H7V251H6ZM66 252H67V251H66ZM69 252H71V251H69ZM75 252H76V250H75ZM84 252H86V251H84ZM88 252H89V251H87V253H88ZM90 252H91V251H90ZM114 252H115V251H114ZM114 252H113V254H115ZM122 252H121V254H123ZM127 252H128V251H127ZM129 252H130V251H129ZM144 252H145V250H144ZM146 252H147V251H146ZM155 252H157V251L155 250ZM160 252H161V251H160ZM166 252H167V251H166ZM168 252H169V251H168ZM61 253H62V252H61ZM64 253H65V252H64ZM71 253H73V251H72ZM71 253H69V254H71ZM94 253H95V251H94ZM98 253H101V252L98 251ZM110 253H111V252H110ZM110 253H109V254H110ZM119 253H120V251H119ZM132 253H133V252H132ZM134 253H136V252H134ZM134 253L132 254L133 256H135ZM153 253H154V252H153ZM158 253H159V252H158ZM161 253H162V252H161ZM176 253H177V252H176ZM66 254H67V253H66ZM69 254H68V255H69ZM91 254H92V253H91ZM106 254H107V253H106ZM117 254H118V253H117ZM117 254H115V255H117ZM136 254H137V253H136ZM139 254H140V253H139ZM143 254H144V253H142L141 255H143ZM145 254H146V253H145ZM148 254H149V253H148ZM151 254H152V252H151ZM154 254H155V253H154ZM164 254H165V253H164ZM170 254H171V253H170ZM62 255H63V254H62ZM68 255H67V256H68ZM87 255H88V254H87ZM93 255H94V254H93ZM103 255H104V254H103ZM137 255H138V254H137ZM55 256H56V255H55ZM63 256H64V255H63ZM77 256H78V255H77ZM85 256H86V255H85ZM105 256H106V255H105ZM105 256H104V257H105ZM118 256H119V255H118ZM127 256H128V255H127ZM143 256H144V255H143ZM162 256H163V255H162ZM165 256H166V255H165ZM176 256H177V254H176ZM46 257H47V256H46ZM94 257H95V256H94ZM98 257H99V256H98ZM107 257H108V256H107ZM128 257H129V256H128ZM145 257H146V256H145ZM166 257H167V256H166ZM60 258H61V257H60ZM66 258H67V257H66ZM68 258H69V257H68ZM73 258H74V257H73ZM73 258H72V259H73ZM76 258H77V257H76ZM108 258H109V257H108ZM112 258H113V257H112ZM116 258H117V257H116ZM129 258H130V257H129ZM132 258H133V257H132ZM163 258H164V257H163ZM45 259H46V258H45ZM48 259H49V258H48ZM58 259H59V256H58ZM62 259H63V258H62ZM70 259H71V258H70ZM88 259H89V258H88ZM110 259H111V257H110ZM118 259H119V258H118ZM138 259H140V258L138 257ZM144 259H145V258H144ZM175 259H176V258H175ZM175 259H173V260H175ZM68 260H69V259H68ZM112 260H113V259H112ZM114 260H115V258H114ZM130 260L132 261V259H130ZM134 260L137 261L136 258H135ZM156 260H157V258H156ZM158 260H160V259H158ZM1 261H2V259H1V256H0V263L3 264ZM50 261H51V260H50ZM73 261H74V260H73ZM99 261H100V260H99ZM120 261H121V260H120ZM136 261H135V262H136ZM143 261H145V260H143ZM148 261H150V260H148ZM171 261H172V258H171ZM71 262H72V261H71ZM77 262H78V261H77ZM106 262H108V261H106ZM110 262H112V261H110ZM110 262H109V263H110ZM132 262H133V261H132ZM135 262H134V263H135ZM157 262H158V261H157ZM157 262H156V263H157ZM163 262H164V261H163ZM66 263H67V262H66ZM66 263H65V264H66ZM72 263H73V262H72ZM74 263H75V262H74ZM90 263H91V262H90ZM104 263H105V262H104ZM129 263H131V262H129ZM129 263H128V264H129ZM137 263H138V261H137ZM146 263H148V262H146ZM152 263H154V262H152ZM152 263H151V264H152ZM158 263H159V262H158ZM160 263H161V261H160ZM85 264H87V263L85 262ZM99 264H100V262H99ZM101 264H102V263H101ZM105 264H107V263H105ZM110 264H112V263H110ZM118 264H119V263H118ZM132 264H133V263H132ZM142 264H144V262H143ZM162 264H163V263H162ZM169 264H170V262H169Z\"/></svg>",
	"mask_w": 264,
	"mask_h": 264
},
{
	"label": "rangeland",
	"instance_id": "374dc122",
	"mask_svg": "<svg viewBox=\"0 0 264 264\" xmlns=\"http://www.w3.org/2000/svg\"><path fill=\"white\" fill-rule=\"evenodd\" d=\"M143 1V9H142V13L144 16L146 15H152V16H156L158 11L160 10L159 6H155V7H151V6H148L144 3V0ZM144 10V11H143ZM147 19V17H145ZM179 24V25H178ZM181 23H176V27L178 28L176 34H183L186 36L187 38V44H193V41L192 39H190V34L184 30V26H180ZM182 28V29H181ZM263 30H264V27L262 26ZM238 34V29H232L227 31L225 34H224V38L223 40H227L229 43H231V41H233L234 39L236 40V36ZM234 38V39H233ZM232 39V40H231ZM222 40V41H223ZM231 40V41H230ZM188 41H190L188 43ZM192 42V43H191ZM234 42V41H233ZM200 75V76H199ZM195 76V77H194ZM191 78V79H189ZM261 83L264 84V79H259ZM198 81V83H197ZM185 84V86L189 87L190 89L194 90V93H193V96L194 98H197V99H201L199 98L201 96V93L204 94L205 96L209 97L210 99H203V100H208L210 102H215L217 99H219V97L217 96V93H216V89L219 85L223 84V82L219 79L218 76H215V78L213 77L212 79L210 80H207L205 78V73H204V70L203 68H199V69H196L193 73L192 76L190 77H187V79L183 82ZM228 82H226L225 84H227ZM213 84V85H211ZM204 85V86H202ZM171 86V87H169ZM201 86L202 88L204 89H201ZM174 88V86L169 83L168 85V89L172 90ZM239 91V87L237 89L234 90V92H237ZM234 92H233V96L235 98L236 95H234ZM213 94V95H212ZM211 95V96H210ZM237 117V118H236ZM235 118L233 119H229V120H225L223 123V127L227 130V132L229 133L230 135V138H232L233 140H235L239 145H247L249 144V141H250V137L248 136V134L246 135L243 131H241V128H242V124L243 122L247 119V116L246 114H243V115H238L236 116ZM56 140L58 141V144H62L64 147L68 144V141L67 140H60L59 138H56ZM70 151H72V149H70L68 152H67V155H71L70 154ZM73 161L78 165L80 163V160L76 159V158H72ZM64 166V164H62V167ZM261 178V175L259 176ZM232 179H233V176L232 175H228V177H226L225 179H222V180H215V181H212L211 183H208L205 185V193L202 194V196L199 197V203L201 205V207L203 208L204 206L208 207V209L205 207V212H206V216L207 217H211V214H215L218 210V207L216 205V199L218 198V195L223 191L225 190L231 183H232ZM253 185V183L250 184V187ZM208 186V187H206ZM213 188H212V187ZM217 186V187H216ZM221 186V187H220ZM223 186V187H222ZM211 188V191H210V188ZM220 187V188H219ZM209 188V189H208ZM253 188L252 187L251 189L249 188V193H248V197H249V206L251 207L256 199H255V194H254V191H253ZM209 195H208V194ZM210 196V197H209ZM215 198H214V197ZM203 197V199H202ZM205 197L208 199L205 200ZM209 197V198H208ZM214 198V199H213ZM213 199V200H212ZM210 201V202H209ZM213 201V202H212ZM212 203V205H211ZM204 204V205H203ZM208 205V206H207ZM211 206H213V208H211ZM210 208V210H209ZM208 210V211H206ZM264 211V206L262 205V207H260L258 209V211L256 210H252V214H260L261 212ZM208 212V213H207ZM210 213V214H209ZM144 218V217H143ZM82 220V219H81ZM83 221V220H82ZM140 224L142 225L144 223V220L141 218V220L139 221ZM90 230V229H89ZM95 231V230H93ZM134 233V234H133ZM132 235H136V236H141L140 233L136 232V231H133L132 232ZM143 237V235L141 236Z\"/></svg>",
	"mask_w": 264,
	"mask_h": 264
},
{
	"label": "built area",
	"instance_id": "2783aa9c",
	"mask_svg": "<svg viewBox=\"0 0 264 264\" xmlns=\"http://www.w3.org/2000/svg\"><path fill=\"white\" fill-rule=\"evenodd\" d=\"M261 175V173H259L257 176L259 177Z\"/></svg>",
	"mask_w": 264,
	"mask_h": 264
}]
</instances>
